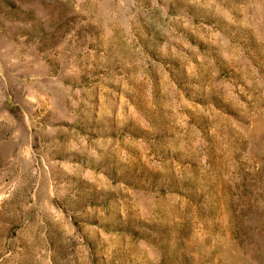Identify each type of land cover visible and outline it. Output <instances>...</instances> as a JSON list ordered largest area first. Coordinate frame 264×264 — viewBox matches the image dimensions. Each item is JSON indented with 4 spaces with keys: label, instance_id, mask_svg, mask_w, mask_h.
<instances>
[{
    "label": "rangeland",
    "instance_id": "obj_1",
    "mask_svg": "<svg viewBox=\"0 0 264 264\" xmlns=\"http://www.w3.org/2000/svg\"><path fill=\"white\" fill-rule=\"evenodd\" d=\"M0 264H264V0H0Z\"/></svg>",
    "mask_w": 264,
    "mask_h": 264
}]
</instances>
